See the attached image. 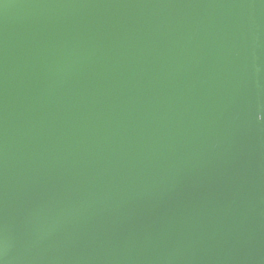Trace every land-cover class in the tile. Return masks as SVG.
I'll return each instance as SVG.
<instances>
[{
	"label": "water",
	"instance_id": "95a60500",
	"mask_svg": "<svg viewBox=\"0 0 264 264\" xmlns=\"http://www.w3.org/2000/svg\"><path fill=\"white\" fill-rule=\"evenodd\" d=\"M0 264H264V0H0Z\"/></svg>",
	"mask_w": 264,
	"mask_h": 264
}]
</instances>
